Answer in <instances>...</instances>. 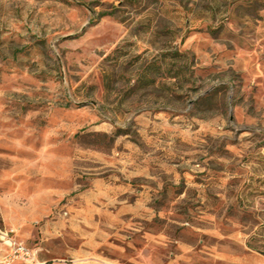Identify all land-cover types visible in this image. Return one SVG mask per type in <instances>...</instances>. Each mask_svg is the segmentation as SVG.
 <instances>
[{"label": "rangeland", "instance_id": "374dc122", "mask_svg": "<svg viewBox=\"0 0 264 264\" xmlns=\"http://www.w3.org/2000/svg\"><path fill=\"white\" fill-rule=\"evenodd\" d=\"M4 234L37 264H264V0H0Z\"/></svg>", "mask_w": 264, "mask_h": 264}, {"label": "built area", "instance_id": "2783aa9c", "mask_svg": "<svg viewBox=\"0 0 264 264\" xmlns=\"http://www.w3.org/2000/svg\"><path fill=\"white\" fill-rule=\"evenodd\" d=\"M4 242L8 247L7 253L0 257V264H12V263H21V264H37V255L27 245L17 241L13 238H10L7 234L2 236Z\"/></svg>", "mask_w": 264, "mask_h": 264}, {"label": "trees", "instance_id": "16d2710c", "mask_svg": "<svg viewBox=\"0 0 264 264\" xmlns=\"http://www.w3.org/2000/svg\"><path fill=\"white\" fill-rule=\"evenodd\" d=\"M182 55L180 53H173V57ZM161 68V65H159L158 63H148L147 65H145L140 74H138L137 80L139 81V83H141V85H151L154 84L156 78L153 76L154 73H159V70ZM170 68L166 69V76H168L169 78H176L178 76V72L176 71L174 73L170 72ZM133 87H131L129 90H132Z\"/></svg>", "mask_w": 264, "mask_h": 264}, {"label": "crops", "instance_id": "0c3cea01", "mask_svg": "<svg viewBox=\"0 0 264 264\" xmlns=\"http://www.w3.org/2000/svg\"><path fill=\"white\" fill-rule=\"evenodd\" d=\"M1 245V244H0ZM4 246H0L1 250L3 249Z\"/></svg>", "mask_w": 264, "mask_h": 264}]
</instances>
